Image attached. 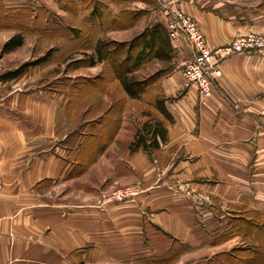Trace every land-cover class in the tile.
Returning <instances> with one entry per match:
<instances>
[{
  "label": "crops",
  "instance_id": "1",
  "mask_svg": "<svg viewBox=\"0 0 264 264\" xmlns=\"http://www.w3.org/2000/svg\"><path fill=\"white\" fill-rule=\"evenodd\" d=\"M173 8L196 21L211 49L248 32L264 36V0H68V9L58 0H0V262L232 264L225 255L252 236L238 225L264 221V48L225 59L211 96L202 97L182 75L192 58L187 41L168 37ZM42 10L79 12L87 53L141 21L132 52L142 53V35L162 31L166 56L134 71L157 65L148 77L159 78L151 88L167 120L156 149L131 150L136 127L128 131L110 109L58 138L63 98L25 87L21 72L8 75L18 60L13 50L2 53L11 37L40 34ZM125 185L140 193L111 202L110 192Z\"/></svg>",
  "mask_w": 264,
  "mask_h": 264
},
{
  "label": "rangeland",
  "instance_id": "2",
  "mask_svg": "<svg viewBox=\"0 0 264 264\" xmlns=\"http://www.w3.org/2000/svg\"><path fill=\"white\" fill-rule=\"evenodd\" d=\"M45 1L49 2V0ZM50 4L53 6V3ZM58 4L68 6V0H58ZM49 15L51 23L48 25ZM80 16V13L74 10L70 13H68V10L66 13L60 10H57L56 13H48L42 10V14L36 20L40 23V29L37 30L40 34L27 42L22 38V45L11 52L16 57V61L18 60L17 68L15 69L21 67V71L18 73L21 72L22 77H27L26 79H28L24 80L25 83L23 84L25 87L41 86L48 92H57L63 98L62 107L58 113L60 122H63L59 126L58 138H61L63 134H68V131L78 128L85 119L94 120L107 115L106 112L109 109L111 117L115 116L120 119L124 117L125 127H127L128 131H132L136 127V132H142L150 124H161L165 127L167 119L158 107L161 99L154 92V89L151 88V85L155 84L156 79L158 80L159 78L148 77L157 68V65H154V62L148 64L149 67H144L140 71L139 76H136L138 80L144 81L143 91L138 93L136 99H129L123 93L119 80L116 78L117 73H115L118 61H122V53H116L115 50L118 45L115 44L125 43V45H128L130 39L132 42H136L141 33L140 28L144 26L145 22L141 21V25L131 31L121 29L119 32L108 35V37L110 36L109 38L105 37L114 42V44L110 46V55L101 61H97L94 49L90 53L86 51L92 45L82 38L80 30L76 29L78 26L75 20H79ZM14 17V15H10V18ZM68 26H76L72 34L68 33ZM69 30L71 31L70 27ZM124 50L123 48L122 51ZM135 53L134 49L130 56L131 59L138 56V53ZM90 54L94 57L95 62L93 65L89 63L90 58H88V55ZM13 68V66H10V70L13 71ZM78 91H83V97L80 95L81 92ZM102 113L104 114L102 115ZM108 128H110V125H108ZM127 186L131 185L118 186L113 190ZM110 201L125 202L128 200ZM233 225L234 223H232ZM262 233L264 240V231ZM259 244H261V248H264L262 240ZM178 245V243L175 244V246ZM234 246L236 250L233 253L235 254L238 249L249 248V252L243 255L248 264H264V254L259 252L260 249L257 251L255 242L251 239L243 237L241 241L240 239L236 241ZM232 264H238V261H233ZM242 264H245V260L242 261Z\"/></svg>",
  "mask_w": 264,
  "mask_h": 264
},
{
  "label": "trees",
  "instance_id": "3",
  "mask_svg": "<svg viewBox=\"0 0 264 264\" xmlns=\"http://www.w3.org/2000/svg\"><path fill=\"white\" fill-rule=\"evenodd\" d=\"M66 6V9H68V6ZM101 15V13H100ZM99 15V16H100ZM123 16V14H120V18ZM112 19L111 15L107 12H105L102 22L100 23L104 30H108L110 28H113L112 26ZM117 25V22H115V26ZM72 32V30H68V33ZM21 35H15L11 37L9 40H7L3 47H2V53L10 52L14 50L15 48L22 45ZM111 44H114L109 39H102L97 41L94 47L95 55L97 56V61H101L102 59L108 57L110 55V46ZM118 45L117 49L115 50L116 53H122V61H118L117 67L115 69L116 78L119 80L120 86L123 87L125 92L128 96L131 98L136 99L138 96V93L140 91H143L144 88V81H140L136 78V75L134 74V71L146 60L150 59L152 55L157 57H164L166 56L167 46H166V40L165 36L162 33V31L156 30L151 32L148 36L146 34L141 36V39L138 43V46L140 48V51L142 53H138V56L136 58L131 59V52H132V42L130 45H125V43L115 44ZM125 49L122 51V49ZM122 51V52H121ZM168 52V51H167ZM119 56V54H118ZM88 58H90V65L94 64V57L92 54L88 55ZM25 66V65H24ZM21 71V67L7 73L8 75H13ZM160 109V105L158 106ZM162 110V109H161ZM162 112H164L162 110ZM166 135V128L161 124H150L149 126H146L144 130L137 131L134 137V140L130 144L131 150L135 151L138 149H142L145 151H152L153 149H156L159 146L158 139L163 141L165 139ZM239 228H241L245 233L250 235V239L255 242V246L258 249H260V253L264 254V248H261V244L259 242L263 240V231H264V221L263 222H241L238 225ZM250 233V234H249ZM262 238V239H261ZM261 239V240H260ZM257 243V245H256ZM249 248H242L238 249V252L235 254H226L225 257L231 258V263L233 261H238L239 264H242V261L245 260V264L247 263V260L243 258V255L247 254L249 252ZM260 254V258H261Z\"/></svg>",
  "mask_w": 264,
  "mask_h": 264
},
{
  "label": "built area",
  "instance_id": "4",
  "mask_svg": "<svg viewBox=\"0 0 264 264\" xmlns=\"http://www.w3.org/2000/svg\"><path fill=\"white\" fill-rule=\"evenodd\" d=\"M169 16L171 17L167 22L169 39L172 41L185 39L192 51V58L182 67L185 86L194 84L202 97L211 96L215 82L222 75L220 65L225 59L234 54L257 52L264 48V36L249 32L237 35L226 45L211 49L193 18L179 8H173ZM260 115L264 118V110L260 112ZM139 192L140 190L135 186L117 188L112 191L109 199L125 201L134 198ZM180 192L185 196L192 195L190 190L180 189ZM0 264H14V262H0Z\"/></svg>",
  "mask_w": 264,
  "mask_h": 264
}]
</instances>
